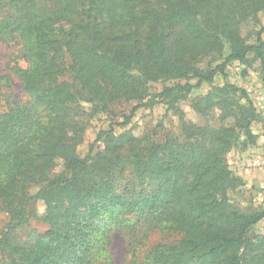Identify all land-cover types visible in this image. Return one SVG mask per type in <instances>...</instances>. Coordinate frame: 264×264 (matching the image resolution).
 I'll return each mask as SVG.
<instances>
[{
    "label": "trees",
    "instance_id": "trees-1",
    "mask_svg": "<svg viewBox=\"0 0 264 264\" xmlns=\"http://www.w3.org/2000/svg\"><path fill=\"white\" fill-rule=\"evenodd\" d=\"M263 10L264 0H0V43L17 48L19 81L15 96L12 77L0 75V212L8 216L0 264H100L110 230L140 226L145 237L158 230L180 239L142 258L131 246L133 264H264V238L247 237L264 208L239 210L226 198L240 185L224 157L234 129L244 146L256 140L250 104L229 96L236 88L215 87L194 107L203 116L219 110L233 127L184 123L183 141L160 146L114 134L155 103L150 83L174 81L155 97L178 99L212 85L227 64L256 61L264 81V28L252 45L240 33ZM209 57L221 63L200 69ZM121 103L135 105L98 134L101 151L92 144L80 157L84 119L113 117ZM39 202L43 234L28 226L38 218L29 205Z\"/></svg>",
    "mask_w": 264,
    "mask_h": 264
},
{
    "label": "rangeland",
    "instance_id": "rangeland-1",
    "mask_svg": "<svg viewBox=\"0 0 264 264\" xmlns=\"http://www.w3.org/2000/svg\"><path fill=\"white\" fill-rule=\"evenodd\" d=\"M264 28V10L256 15V18H250L241 26V37L246 44L252 45L256 43V35L258 31ZM264 39V33L261 35ZM13 44L0 43V75L8 74L12 77L14 86V95H18V76L11 70L14 66L12 55L16 52ZM229 54L228 46L225 45L223 55ZM252 55H249L251 58ZM210 66L213 68L220 64V60H212V57L203 60L198 67L206 69ZM18 64V62H17ZM22 61H19L18 67H23ZM259 62H252V66L247 68L239 62L227 64L222 73L217 74L212 85L202 84L199 88L191 91L188 95H179L178 99L172 97L156 98L163 89L171 87L174 81L155 82L148 85V95L155 103L150 107H141L136 110L129 124L126 127H114V134L118 135L124 131L139 139H144L150 144L160 146L167 140L178 138L183 141V124L192 123L196 125H204L206 122L214 127L225 126L233 127V120L229 119L220 122V111L215 110L207 116L200 115L195 106L201 102L213 88H221L223 86H232L238 91L235 94L229 93L230 97L241 105L250 104L256 119L250 126V131L256 136L253 144L244 146L245 137L242 131L235 130V141L229 147L225 154V161L230 175L239 180L240 185L234 190H230L226 194V198L239 210L245 209H263L264 208V167L262 170H250L245 172L244 164L259 156H264V81L262 79ZM194 83L191 79L179 81L180 84ZM173 96V95H172ZM135 103H121L114 106L112 115L104 113L97 114L93 117L84 119L88 124L86 126L83 139L77 147V154L80 157L86 156L93 144V154L103 149L102 140L96 142L97 136L102 131H107L111 122H122V116H127ZM60 164V161L58 162ZM57 167L54 172H58ZM37 188L31 190L35 192ZM30 209H35L38 218L33 216L29 223V230L35 233L43 234L48 225L39 219L44 206L41 202L36 206L29 205ZM8 216L4 212H0V232L6 225ZM143 226L132 230L131 228H118L110 230L106 234L107 262L101 258L100 264H133L131 260L130 248L135 246L138 250L137 254L142 258L150 248L157 244L174 243L180 239L178 233L153 231L146 237L142 235ZM24 234V233H23ZM22 234V235H23ZM21 235V236H22ZM248 239L258 244L264 238V220H261L252 227L247 234Z\"/></svg>",
    "mask_w": 264,
    "mask_h": 264
},
{
    "label": "built area",
    "instance_id": "built-area-1",
    "mask_svg": "<svg viewBox=\"0 0 264 264\" xmlns=\"http://www.w3.org/2000/svg\"><path fill=\"white\" fill-rule=\"evenodd\" d=\"M264 167V156H259L256 159L247 161L244 164V171L249 172L250 170H262Z\"/></svg>",
    "mask_w": 264,
    "mask_h": 264
}]
</instances>
